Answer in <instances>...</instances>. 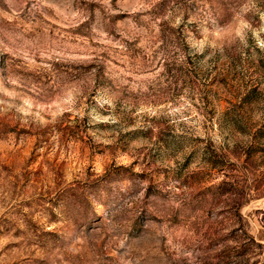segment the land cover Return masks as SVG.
<instances>
[{"label": "rangeland", "instance_id": "374dc122", "mask_svg": "<svg viewBox=\"0 0 264 264\" xmlns=\"http://www.w3.org/2000/svg\"><path fill=\"white\" fill-rule=\"evenodd\" d=\"M0 264H264V0H0Z\"/></svg>", "mask_w": 264, "mask_h": 264}]
</instances>
